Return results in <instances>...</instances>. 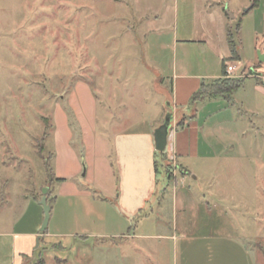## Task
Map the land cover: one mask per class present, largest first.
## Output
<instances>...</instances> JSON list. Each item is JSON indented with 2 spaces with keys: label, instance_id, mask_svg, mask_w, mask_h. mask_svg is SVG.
Returning a JSON list of instances; mask_svg holds the SVG:
<instances>
[{
  "label": "rangeland",
  "instance_id": "obj_1",
  "mask_svg": "<svg viewBox=\"0 0 264 264\" xmlns=\"http://www.w3.org/2000/svg\"><path fill=\"white\" fill-rule=\"evenodd\" d=\"M220 1L0 0V232L41 227L39 200L51 182L59 110L71 133V147L77 154L84 152V163L78 157L80 172L68 180L89 196L58 198L60 182L50 183L52 192L47 190L46 197H57V202H50L46 232L34 245L35 258L47 264H172L175 241L156 237L176 235L201 246V257L207 251L204 243L219 244L226 258L264 264V111L237 119L231 126L237 133H200L198 158L182 156L177 162L167 141L163 161L153 155L159 165L156 173L151 168L148 201L134 213L121 201L125 192L133 193V184L129 171L118 172L116 134L127 128L154 130L166 114L165 95L155 90V74L146 65L156 66L163 76H170L174 64L204 77L201 81L219 77V54L226 48L221 37L230 30L235 39L239 21L241 61L227 59L238 70L226 77L264 81L263 62L244 66L258 58V51L264 57L255 47V33L264 27V0L245 14L242 9L253 0H222L224 11L235 15L228 19L221 14L223 23L214 17ZM79 81L95 108L91 159L86 158L82 125L70 103ZM245 83L233 96L251 101L253 93ZM164 92L169 100L167 83ZM206 103L196 106L199 126L212 124L203 113L214 106L201 115ZM169 111L174 113L172 126L182 116ZM248 120L255 129H246ZM57 125L62 130L60 117ZM120 179L127 182L122 195ZM148 180V175L139 176L137 182L146 187ZM87 210L101 213L106 221L88 219ZM121 236L128 239L117 240ZM194 253L198 255L196 249Z\"/></svg>",
  "mask_w": 264,
  "mask_h": 264
},
{
  "label": "crops",
  "instance_id": "obj_2",
  "mask_svg": "<svg viewBox=\"0 0 264 264\" xmlns=\"http://www.w3.org/2000/svg\"><path fill=\"white\" fill-rule=\"evenodd\" d=\"M213 4V3H212ZM217 6L221 7V10L215 11L214 17L221 19L222 23L224 22L223 16L228 19H234L235 15L230 13L229 11L225 12L226 2L220 1L216 2ZM249 7L242 9L243 14L247 11ZM218 9V8H217ZM229 13V14H228ZM223 14V16L221 15ZM263 25L264 20L262 19ZM223 31V29H222ZM224 32V31H223ZM235 48L238 55L237 60L241 61V47L244 42L240 40V27L238 30H235ZM255 47L258 46L259 50L264 53V27L262 33H255ZM226 43V48L220 51V65L222 61L224 62V69L221 75L218 77H210L209 80H204V77L195 74L189 73L186 70H178L176 66L173 64V68L171 70L170 76H163L159 68L152 65V67L147 66L149 70H152L155 74V90L165 95L166 104L162 107V115L170 112L169 110L175 111V113L182 115H187L184 120L183 126L178 127L176 122L170 126L169 135H168V143H169V152L173 154L177 162L181 159L182 156L198 158L199 155V137L200 133H237L235 130L231 129V126H234L237 119L244 120L248 118L249 115L258 114L260 111H264V81L263 79H254L251 77H247L244 83L251 79L252 81H247L245 84L248 89L253 93V98L251 101H242L240 99H236L233 95L239 89L235 90L229 99H225L222 96L212 97L206 100L205 106L201 109V115L204 112L205 108H209L210 106H214L213 108H209V110L205 114L204 121L212 120V124H204L203 126H199V122L197 121V111L196 106L193 108H187L186 105L191 97V95L198 90L201 83H210L216 79H221L226 77V66L228 65V58H230L229 45L227 42V36L223 35L221 37ZM178 40H176L177 42ZM186 41V40H181ZM191 42L195 40H190ZM199 41V40H197ZM175 42V45H176ZM200 42V41H199ZM204 42V40H202ZM254 47V49H255ZM258 58L256 60L248 61V66L245 64L244 66L250 67L257 63ZM251 64V65H250ZM225 73V75H224ZM162 75V76H161ZM164 83H167L170 88L169 100L167 99V95L164 92ZM242 85V86H243ZM241 86V87H242ZM88 88L84 85L83 82L79 81L76 83L74 89L70 93V103L74 105L76 115L78 120L81 122L83 132L81 133L83 139V145L85 147L86 158L91 159L93 153L95 152V140L93 126L95 118V108L92 101L91 96H87ZM87 92V93H86ZM90 101V106H87V99ZM91 98V100H89ZM205 102V101H204ZM204 102H200L204 103ZM169 103L172 106V109L169 107ZM199 109V107H198ZM231 109L235 111V114L232 113ZM172 113V112H171ZM199 113V112H198ZM58 114V116H57ZM165 114V116H166ZM174 113H172L173 115ZM244 117H243V116ZM60 117V125L62 130H58L57 119ZM215 117V119H214ZM243 118V119H242ZM56 126L54 130V173L56 177L65 178V181L60 183L59 189V197L73 196V195H81V196H89V193L86 191H82L77 189V186L69 181L68 179L77 175L81 170L80 160L78 158V154L70 145L71 133L66 125V119L62 112L57 110L55 114ZM164 121V120H163ZM163 121L159 122L158 128L162 125ZM247 122L246 129L251 128L255 129L256 124L252 123L250 120ZM88 124L86 126V124ZM208 123V122H207ZM209 125V126H208ZM206 126V127H204ZM210 127V128H209ZM155 128V129H156ZM154 129V130H155ZM210 129L213 132H210ZM154 130H132L131 128H127L122 130V132L116 134L115 136V151H116V163L119 173L131 174V181L129 183L133 184V193L128 196L125 192L127 198L124 200L123 205L130 213L136 212L144 203L148 200V197L152 190V173L154 171L151 170L153 168V155L155 153L154 146ZM199 155V156H198ZM207 157V154L202 156ZM178 165L187 172H190L185 164ZM119 166V167H118ZM143 170V171H141ZM148 170V171H147ZM148 175L149 180L146 183V187H143L139 180V176L146 178ZM145 181V180H144ZM142 181V183H144ZM126 181H122L120 179L121 184V195L123 193L122 188L127 187ZM52 201L54 203L57 202L54 198ZM120 201V202H121ZM52 206L50 207L51 210ZM152 211V210H151ZM85 217L88 219L94 218L96 222L103 223L106 221V216L101 213L93 210H87L85 212ZM176 228V227H175ZM87 233H90L91 230ZM46 231V230H45ZM183 231V230H182ZM185 234V233H184ZM44 236V233L36 230H10L9 232H0V264H40V257L35 258V241L37 237H39V241H41ZM124 237H119L117 240H121ZM156 238L164 239V240H174L175 242L172 245V264H250L251 260H246L244 258L234 259L232 257L226 258L225 253L223 252V245L214 244L213 247L208 245L209 243H204L207 246L205 247L207 251L202 254V257L199 256V248L201 246L194 247V244H191V239L182 237L178 238L176 235H172L169 237H165L163 235H158ZM114 241L116 238H110ZM124 239H128L127 237ZM185 241V242H184ZM193 241V240H192ZM113 243V241H112ZM191 248V252L189 249ZM198 251V255L194 252ZM208 250L210 253H208ZM215 250V253H214ZM243 255V254H242ZM246 256V255H243ZM43 264H47L44 260Z\"/></svg>",
  "mask_w": 264,
  "mask_h": 264
},
{
  "label": "trees",
  "instance_id": "obj_3",
  "mask_svg": "<svg viewBox=\"0 0 264 264\" xmlns=\"http://www.w3.org/2000/svg\"><path fill=\"white\" fill-rule=\"evenodd\" d=\"M256 1L257 0H253V5H251V7L245 13H248L250 11V9H252L256 5ZM239 27H240V23L238 21V23L236 24L235 30H238ZM226 36H227V42L229 45L230 58L233 60H237L238 56L236 54V48H235V43H234L232 32L230 30H228ZM258 64H261V62H258ZM263 64H264V61H263ZM221 68H222V72H223V69H224V62L223 61L221 64ZM224 75H225V73H224ZM249 77L254 78V79L255 78L258 79L257 77H254V76H249ZM246 78H247L246 76L241 77V78H234V79L229 78V77H224L221 79H216V80H214L208 84L201 83L198 90L191 95L186 107L187 108H193L198 103L204 102V101H206L212 97H217V96H222L225 99H229L231 97V94L243 85V82L245 81ZM184 117H185V115H182L181 120L180 119L178 120V123H177L178 127L183 126L184 120L186 119V118L184 119ZM155 152L157 153V156H159L160 161H163L164 155L166 152L165 149L162 152L156 151V150H155ZM83 153H84L83 151L78 152V157L80 158V160H82V162H83ZM53 159H54V154H53ZM52 163H53V160H52ZM158 165H159L158 162L154 160L153 161V169H154L155 173L158 171ZM163 166H164V164H163ZM168 169L165 168V171L167 174L169 173ZM51 170H52V172H51V175H50L51 177L49 180L51 182H48L49 183L48 184L49 185L48 194L50 192H52L50 187H53L55 182L61 183V182L65 181V178H60V177L55 176L53 165H52ZM50 183H53V185H51ZM46 198H47L46 199L47 204L51 207L50 202L53 200V197L50 199V197L47 195ZM45 232L46 231H44L43 233H45ZM39 262H40V264H43L42 260H40Z\"/></svg>",
  "mask_w": 264,
  "mask_h": 264
},
{
  "label": "water",
  "instance_id": "obj_4",
  "mask_svg": "<svg viewBox=\"0 0 264 264\" xmlns=\"http://www.w3.org/2000/svg\"><path fill=\"white\" fill-rule=\"evenodd\" d=\"M258 54V61L263 62L264 57L263 54H260V52H257ZM253 69L250 70L249 74H254L252 71ZM257 74V73H255ZM259 74V73H258ZM173 119V115L171 112H168L165 116V119L158 128L154 130L153 137H154V146L156 151H164L167 141H168V135H169V129H170V124ZM48 187L42 188V196L39 200V204L43 207V220L41 223V227L39 229L40 232H44L47 229L48 221L50 218V206L47 204V198H46V193H47ZM39 243V237H37L35 244L38 246Z\"/></svg>",
  "mask_w": 264,
  "mask_h": 264
},
{
  "label": "built area",
  "instance_id": "obj_5",
  "mask_svg": "<svg viewBox=\"0 0 264 264\" xmlns=\"http://www.w3.org/2000/svg\"><path fill=\"white\" fill-rule=\"evenodd\" d=\"M238 70V65H231V64H228L227 66H226V74L227 75H230V74H232V73H234L235 71H237ZM238 76V75H237ZM167 146V145H166Z\"/></svg>",
  "mask_w": 264,
  "mask_h": 264
}]
</instances>
